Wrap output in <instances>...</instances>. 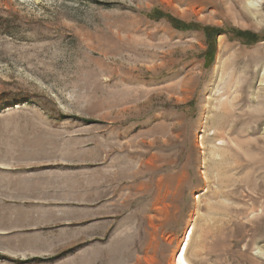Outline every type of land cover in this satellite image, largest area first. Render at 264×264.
<instances>
[{"label": "rangeland", "instance_id": "rangeland-1", "mask_svg": "<svg viewBox=\"0 0 264 264\" xmlns=\"http://www.w3.org/2000/svg\"><path fill=\"white\" fill-rule=\"evenodd\" d=\"M262 73L264 0H0V264H264Z\"/></svg>", "mask_w": 264, "mask_h": 264}, {"label": "bare ground", "instance_id": "bare-ground-1", "mask_svg": "<svg viewBox=\"0 0 264 264\" xmlns=\"http://www.w3.org/2000/svg\"><path fill=\"white\" fill-rule=\"evenodd\" d=\"M256 3V2H255ZM249 4V3H248ZM262 74H264V73H262ZM233 76H231V78H232ZM233 80H231V82H232ZM227 82V81H226ZM229 83H230V80L228 81ZM237 83H238V81H237ZM261 85V84H260ZM262 85H264V83H262ZM261 85V86H262ZM230 86V85H229ZM227 87H228V84H227ZM230 88V87H229ZM225 89H227V88H225ZM232 91V90H231ZM230 90H228V94L231 92ZM234 91V90H233ZM236 91V90H235ZM237 92V91H236ZM227 97H228V95H227ZM226 97V98H227ZM226 98H224V99H226ZM229 98V97H228ZM231 100V99H230ZM255 100V99H254ZM257 100V99H256ZM259 100L260 99H258L257 101L259 102ZM219 101H221V100H219ZM225 100H223V104L221 103V108L220 109H222V110H224L223 112H219V115H221L222 117H224V118H226V117H230V115H234L235 113H234V111H233V113H231L230 112V110H229V108H227L226 107V104H227V102L225 101ZM264 101V100H263ZM240 102V101H239ZM249 102V101H248ZM252 102V101H251ZM254 102V101H253ZM260 103V102H259ZM258 103V104H259ZM210 104V103H209ZM214 104V103H213ZM218 104V103H217ZM220 104V103H219ZM255 104H256V102H255ZM263 104V102H261V105H257V107H256V109H255V111L254 112H251L250 110L247 112V114L248 115H251V114H253L254 115V113H257V115L256 116H254V118H255V126H254V128H255V130L257 129H259L260 130V125L262 124V121H263V117H264V104ZM213 106V105H212ZM209 107V106H208ZM216 107H217V105H216ZM218 107H220V106H218ZM211 108V107H210ZM213 108V107H212ZM230 109H231V106H230ZM217 111H218V108H217ZM216 111V112H217ZM214 112V111H213ZM231 113V114H230ZM209 114V113H208ZM210 115V114H209ZM245 116H246V114H245ZM209 117V116H208ZM233 118V117H232ZM249 118V117H248ZM251 118V117H250ZM205 119V121H204V127H203V129H202V132H204L205 131V125H206V123L208 122L207 121V119L206 118H204ZM245 119H246V117H245ZM244 119V120H245ZM210 120H213V118L212 119H210ZM233 120V119H232ZM231 120V121H232ZM246 120H248V119H246ZM229 121H230V118H229ZM209 124V123H208ZM211 124V123H210ZM232 124V123H231ZM215 125V124H214ZM223 125H225V124H223ZM209 127V126H208ZM207 127V128H208ZM223 127V128H222ZM220 128H222V129H220ZM228 128H230V126L228 127ZM253 128V129H254ZM262 129H263V131H262V133H264V127H262ZM212 130V129H211ZM246 131V130H245ZM248 131H249V129H248ZM212 133V132H211ZM240 133V132H239ZM246 133V132H245ZM262 133H260V135L257 137V139H256V143H257V145L255 146V145H251L252 144V142H250V140L249 139H247L246 141H240V143H236V142H234L235 140H233L232 138H230V137H227V136H229V135H227L226 136V132H225V128H224V126H216L215 127V133H214V135H213V140L212 141H214V140H219V141H222V140H225L226 139V142H227V144H229V146L228 145H226V146H224V148H226L227 146H228V148H229V151H231V153L230 154H232L233 152L235 153L236 152V150H235V148L238 146V147H243V146H245V145H247V147L245 148V149H243V150H245V154H244V156L242 155V154H240L241 155V158H242V160H244L241 164H239V162L237 163V161H235L236 162V164H238L239 165V167H251V169L253 168V166H255L256 165V168L257 169H255L256 171L258 170V175L259 176H264V137H263V135H262ZM238 135V134H237ZM247 135V134H246ZM206 137V136H205ZM212 138V137H211ZM210 138V139H211ZM230 143H231V146H230ZM243 143V144H242ZM250 146H253V148L255 149V155L256 156H254V157H252V155H251V153H252V150H250ZM209 147V146H208ZM252 148V147H251ZM210 152H211V147H210V151H209V154H210ZM221 153H222V150L221 151H219V153H217V150H216V148H212V152H211V154H212V159H213V157L215 158V160H216V158L217 157H220V158H218V159H221ZM222 155H224L223 153H222ZM232 156H233V154H232ZM226 157V156H225ZM235 157V156H234ZM217 161V160H216ZM216 163V162H215ZM220 163V162H219ZM215 165V164H214ZM237 165V166H238ZM226 166V165H225ZM229 166V165H228ZM222 167V166H221ZM228 168H230V166L229 167H225V169H228ZM218 169H219V167H218ZM232 169V168H231ZM231 169H230V171H231ZM238 169V168H237ZM243 170V172H245L244 170H245V168H243L242 169ZM242 170H241V172H242ZM220 171V170H219ZM224 171V170H223ZM240 171V170H239ZM216 171H214V173H215ZM251 173H253V172H251ZM215 175V174H214ZM220 175V174H219ZM219 175H218V177H219ZM234 175V174H233ZM222 176V175H221ZM220 176V177H221ZM254 176V175H253ZM257 176V175H256ZM249 177H250V175H249ZM203 178H204V181H205V177L203 176ZM214 178H215V176H214ZM254 178V177H253ZM252 178V179H253ZM262 180V179H261ZM219 182V181H218ZM263 184H264V182H261V186L260 187H262L263 186ZM219 185V184H218ZM241 185H243V184H241ZM260 185V184H259ZM237 187H238V185H236ZM246 186V185H245ZM245 186H243V187H245ZM234 187H235V185H234ZM237 189V188H236ZM244 189V188H243ZM230 191V190H229ZM241 192V191H240ZM223 194H224V192H223ZM210 195V194H209ZM212 195H216V194H214V193H212ZM216 197V196H215ZM214 197V198H215ZM217 197H218V195H217ZM221 230V229H220ZM218 232L220 233V231L218 230ZM216 233L217 234V239L219 240V242H220V244L221 245H224V238H225V232H221L220 234H221V237L219 236V233ZM227 233V232H226ZM229 233V232H228ZM227 233V234H228ZM191 234H192V229H190L189 227H187L186 228V230H185V232H184V235H183V239H182V242H181V244L179 245V247H178V250H177V252H176V254L174 255V259H173V264H190V262L187 260V258H186V248H187V245H188V241L190 240V238H191ZM214 235H215V233H214ZM211 237V236H210ZM229 237V236H228ZM229 239V238H228ZM222 242H223V244H222ZM184 243V244H183ZM223 249V248H222ZM228 250H229V248H227ZM226 249V250H227ZM224 253V252H223ZM218 254V253H217ZM227 254H228V252H227ZM257 254L258 255H260L261 257L264 255V253L259 249L258 250V252H257ZM231 255H233V254H231Z\"/></svg>", "mask_w": 264, "mask_h": 264}, {"label": "trees", "instance_id": "trees-1", "mask_svg": "<svg viewBox=\"0 0 264 264\" xmlns=\"http://www.w3.org/2000/svg\"><path fill=\"white\" fill-rule=\"evenodd\" d=\"M154 16V15H153Z\"/></svg>", "mask_w": 264, "mask_h": 264}]
</instances>
